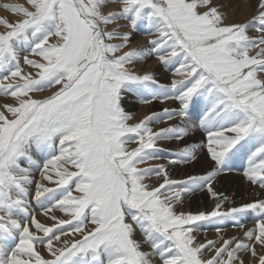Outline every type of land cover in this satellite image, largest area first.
<instances>
[{
    "label": "snow or ice",
    "instance_id": "6c2138e0",
    "mask_svg": "<svg viewBox=\"0 0 264 264\" xmlns=\"http://www.w3.org/2000/svg\"><path fill=\"white\" fill-rule=\"evenodd\" d=\"M109 3L119 8L105 13ZM26 5L5 4L21 18L0 19V96L15 101L0 111V264H244L241 252L264 264L256 249L264 248V200L222 210L228 197L212 186L246 160L243 176L264 188V0L250 20L230 24L213 0ZM138 31L147 32L151 47L129 48ZM152 55L165 66L175 62L178 78L164 85L130 67ZM129 95L179 107L130 123L123 106ZM156 124L166 126L154 130ZM197 127L206 144L169 152L168 164L191 163L206 147L213 167L205 175L177 180L166 164L141 167L163 158L161 142L184 140ZM152 175L163 183H145ZM205 188L218 201L210 211H176L186 195ZM33 201L51 225L37 219ZM247 212L257 219L243 239L220 237L219 247L197 242L200 222L232 218L242 228L237 217ZM137 229L150 251L142 250Z\"/></svg>",
    "mask_w": 264,
    "mask_h": 264
},
{
    "label": "rangeland",
    "instance_id": "374dc122",
    "mask_svg": "<svg viewBox=\"0 0 264 264\" xmlns=\"http://www.w3.org/2000/svg\"><path fill=\"white\" fill-rule=\"evenodd\" d=\"M213 3L220 7V11L224 12L226 14L225 23H244L251 19V17L256 13L258 8V0H213ZM5 4H14V5H26V0H0V19H7L9 21H16L20 19L21 17L15 15L11 11L7 10L4 5ZM110 4V3H109ZM117 7L113 8L114 10H117L119 8V4H116ZM110 5H108L104 11L107 13L108 11H111L107 9ZM112 10V11H114ZM203 11V9H200ZM127 22L120 20L117 21V24L119 25H125ZM117 24H112L108 26V29L111 30L113 28L117 27ZM119 31H128L129 29L127 27H122L118 29ZM0 31H4V28L0 26ZM249 35L252 37H256L258 34L255 32V30H250ZM150 39L149 35L146 31H138L134 32L132 35L131 42L129 44V48H139V47H151L148 44V40ZM143 40V43H141L139 46H132L138 42ZM119 43L120 41H114ZM128 49H124L123 51H127ZM119 54V53H118ZM33 58V57H30ZM38 59V58H37ZM152 60H156L157 64H152ZM25 72H28V66L23 65ZM176 63L173 62L168 66L162 65L159 63V61L156 59L155 55L147 57L143 61H139L135 63L134 65H131L130 67L132 70L136 71L139 74H143L145 72H152L157 80L161 84L168 85L171 83L172 79L178 78L173 75V70L176 67ZM29 71L35 72L34 69H29ZM50 90H53V92L56 90L55 88H52ZM49 91V90H47ZM40 93H34V98L40 99L43 96ZM6 98L4 104H14L15 101L11 97H3ZM10 98V99H9ZM0 103V111L4 110L3 105ZM145 104L139 103L137 98L134 96L129 95L124 103L123 106L125 107V110L133 114V120L130 121V123L138 122L139 120L143 119L141 115H136L141 106ZM150 105V109L148 110L149 114L150 112L156 111L159 112L161 109L165 107L170 108H178V102L174 100L165 101L163 103L160 102H153ZM7 114V113H6ZM146 114V115H147ZM11 118V117H10ZM176 121H172L170 123H175ZM165 124H156L154 125V130L159 127H164ZM206 144V137L205 133L199 129L198 127L184 140H172V141H163L160 143V147L165 149L163 153H161V156L163 157L160 160H154L148 162V164L141 165V167H147L149 164H166L168 166V171L171 175L172 179L177 180H183L189 175H205L208 171H210L213 167V162L210 160V157L207 152L206 147L199 148L197 150V159L191 163L188 164H177V165H171L168 164V153L169 152H177L181 148H183L185 145L189 144ZM129 149L136 147L135 144H130ZM246 166V160L244 161L242 167H239L238 165H235L232 167V170L222 172L218 175V177H222L219 181V183H214L213 181V189L217 193L222 194L221 199L223 197H228V200L224 202L222 210H227L230 207H239L246 203H252L259 200H264V195L260 199H255L252 194L255 192L256 187L261 188L259 185H253L251 182L246 181L245 179H237L234 178V176H239L243 173V167ZM35 180L41 181V175L39 171H36L34 173ZM47 184V182H44ZM145 183L151 185V186H158L160 183H163V179L161 177H157L155 175L150 176L145 180ZM49 187H55V185L47 184ZM253 187V188H251ZM34 189V186H33ZM264 189V188H261ZM75 194V193H74ZM218 201L210 196L207 189L205 188L202 191H196L195 193L188 194L184 197L183 203L178 205L176 207L177 212H192L196 213L199 211H210L215 204ZM32 208L36 214L37 219L45 225H51L53 221L42 214V209L39 208V206L35 203V201L32 202ZM60 212V211H56ZM61 213V212H60ZM60 219H68L69 217L62 214L61 216H57ZM45 219L49 220V222L44 221ZM257 216L253 212H247L239 214L237 217V220L239 223L243 224V227H237L234 226V221L232 218H226L224 221H222L219 224L213 223V222H200L201 228L198 232H196L194 235L196 237V240L198 243H205L207 240H213L217 241L216 247H219L222 243V240L220 237H223L224 239H229L232 237H236L240 239L244 238V232H242V229L245 227L251 226L253 228L255 222H256ZM253 221V222H252ZM253 223V224H252ZM91 227V225H89ZM220 228L221 231L217 232L216 229ZM251 228V229H252ZM33 231L35 229L33 228ZM240 234H242L240 236ZM39 235H43L42 233H39ZM64 237H62L63 239ZM67 239H70V237H66ZM136 239L142 242V250L144 251H150V246L147 243H143V236L140 234L139 230L136 231ZM38 246V245H37ZM40 246V245H39ZM42 247V246H40ZM43 248V247H42ZM258 252L262 253L260 250V246L257 247ZM250 252H241L240 258L245 261V256ZM47 254V252L42 253ZM214 254V250L212 252H208L205 254V258L208 256H211ZM264 254V253H263ZM48 255V254H47ZM245 256V257H244ZM47 258V257H46ZM244 258V259H243Z\"/></svg>",
    "mask_w": 264,
    "mask_h": 264
},
{
    "label": "bare ground",
    "instance_id": "6f19581e",
    "mask_svg": "<svg viewBox=\"0 0 264 264\" xmlns=\"http://www.w3.org/2000/svg\"><path fill=\"white\" fill-rule=\"evenodd\" d=\"M110 6L107 8V9H109V10H114L113 8H115V7H117V5L116 4H112V3H110L109 4ZM116 9V8H115ZM141 43H143V40H141L140 42H138V43H136V44H134V45H132V46H136V45H140ZM132 48V47H131ZM133 48H136V47H133ZM152 64H157V61L156 60H152V62H151ZM29 69L30 68H28L27 70L29 71ZM26 71V70H25ZM174 71V70H173ZM53 92V90H49V91H45V92H42L41 94L42 95H40V96H43V97H45V96H47V95H50L51 93ZM42 98V97H41ZM10 99V98H9ZM5 100H6V98L4 99V98H2V97H0V103L1 104H4L5 103ZM150 109V105H143V106H141L140 108H138V110H139V112L136 114V115H141L142 117H144L147 113H148V110ZM222 177H216V179H215V184L216 183H219V181H220V179H221ZM234 178H237V179H245L246 181H248L244 176H243V174H241V175H239V176H234ZM251 188H253V187H251ZM264 195V189H261V188H258V187H256V190H255V192L252 194V196L255 198V199H260L262 196ZM63 213H60V212H54V215L55 216H61ZM44 221H46V222H49V220H47V219H45ZM253 222V221H252ZM253 224V223H252ZM255 227V224H254V226H253V228ZM252 227L251 226H247V227H245V228H243L242 229V232H245V231H247V230H249V229H251ZM242 234H240V236H241ZM63 239H67L66 237H64ZM239 239H240V237H239ZM260 245H257V247H259ZM37 248H38V250H40L41 251V254L42 253H45L46 252V250L45 249H43L42 247H40L39 245L37 246ZM257 249V252H258V248H256ZM260 250H261V254H263L264 253V248H260ZM259 253V252H258ZM45 255V257H47V254H44ZM245 256H247V257H245ZM244 257H245V263L244 264H258V258H254V257H252V255H251V252L250 253H248V254H246ZM244 259V258H243Z\"/></svg>",
    "mask_w": 264,
    "mask_h": 264
}]
</instances>
